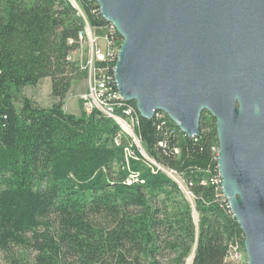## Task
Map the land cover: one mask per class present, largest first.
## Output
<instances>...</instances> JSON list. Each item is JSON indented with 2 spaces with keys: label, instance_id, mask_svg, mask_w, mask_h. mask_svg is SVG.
Returning a JSON list of instances; mask_svg holds the SVG:
<instances>
[{
  "label": "trees",
  "instance_id": "1",
  "mask_svg": "<svg viewBox=\"0 0 264 264\" xmlns=\"http://www.w3.org/2000/svg\"><path fill=\"white\" fill-rule=\"evenodd\" d=\"M74 2L77 7L70 0H0L5 264H186L190 256L189 264H246L245 257L226 259L243 250V236L214 182L218 145L210 114H201L199 136L188 137L166 115L158 127L155 117L137 113L134 135L149 161L97 109L64 110L72 81L86 76L70 58L86 23L121 39L94 0ZM44 77L56 101L43 107L23 96L17 107L21 88ZM155 163L179 174L183 181L172 171L192 203Z\"/></svg>",
  "mask_w": 264,
  "mask_h": 264
},
{
  "label": "water",
  "instance_id": "2",
  "mask_svg": "<svg viewBox=\"0 0 264 264\" xmlns=\"http://www.w3.org/2000/svg\"><path fill=\"white\" fill-rule=\"evenodd\" d=\"M94 1L122 38L116 88L142 118L162 111L188 137L214 118L221 192L246 264H264V0Z\"/></svg>",
  "mask_w": 264,
  "mask_h": 264
},
{
  "label": "built area",
  "instance_id": "3",
  "mask_svg": "<svg viewBox=\"0 0 264 264\" xmlns=\"http://www.w3.org/2000/svg\"><path fill=\"white\" fill-rule=\"evenodd\" d=\"M79 40L82 41L83 38V32H79L78 34ZM105 43H103V47L100 45L96 46L94 45V57H95V62L94 65H91V71L89 75V82H88V88L87 92L81 95V100H82V106L84 110L90 111L91 109H97L100 111L104 116L106 117H119V119L128 124L131 125L132 127V132L135 133V127L137 125V120L135 119H127L126 115V110L125 112L121 114H113V106L115 104H118V102L121 101L122 97L120 95H116V92L113 88L110 86V77H111V70L113 69V66L115 65L117 55H118V50L121 44L122 39H118L115 37V35L111 32V29H107L105 31V35L103 36ZM96 37H95V42H96ZM136 137H138L136 135ZM139 139V138H138ZM140 143V141H139ZM160 146H165V141L162 140L159 142ZM140 147V144H139ZM175 152H178L177 149L174 150ZM142 155L151 161L147 155L143 152L140 151ZM132 152H130V155ZM155 165L162 170H170L173 171L174 173L179 176V174L165 166ZM180 178V176H179ZM215 178H218L219 185L221 182V179L218 175L215 176ZM131 180H135V173L130 174L129 178ZM181 181H183L180 178ZM184 188L187 190V193L193 197L192 193L187 189L186 184L183 182ZM222 201V199H220ZM230 211V209L228 208ZM228 261L231 262H236V254L235 257H226Z\"/></svg>",
  "mask_w": 264,
  "mask_h": 264
},
{
  "label": "rangeland",
  "instance_id": "4",
  "mask_svg": "<svg viewBox=\"0 0 264 264\" xmlns=\"http://www.w3.org/2000/svg\"><path fill=\"white\" fill-rule=\"evenodd\" d=\"M104 35H105L104 31L95 33L93 30L89 28L84 34V38L82 39V41H80L79 48L70 53V58L77 60L79 62L80 67L86 70V76L72 81L70 90L63 99L64 102L63 108L67 112H71L77 115L82 111L81 109L83 106H82L81 95L87 92L89 75L92 68L91 60H92V65H94L95 62V57L92 56V50L94 49V45L91 44L90 38H93L95 46L97 44L98 46L100 45L101 47H103L102 44L105 43V40L103 38ZM95 37L97 38L96 42H95ZM23 96L29 97L35 103L43 107H48L54 101H56V98L51 96V79L49 77L41 78L38 81V83L35 85H27L22 87L21 90L14 96V101L17 107H19L21 97ZM122 130L126 132L129 136H131L133 140L138 141L133 132L130 135L127 129L122 128ZM174 178L183 186V184L178 180L176 176H174ZM181 190L183 191V189ZM183 193L186 196V198L189 200V202L192 203V198L187 193L186 189L185 191H183ZM194 220L196 221V214H194ZM238 253H240L239 260L240 259L243 260L245 257V252L243 250H240ZM190 261L191 258L189 257L186 261V264H189ZM0 264H5V256L1 251H0Z\"/></svg>",
  "mask_w": 264,
  "mask_h": 264
},
{
  "label": "bare ground",
  "instance_id": "5",
  "mask_svg": "<svg viewBox=\"0 0 264 264\" xmlns=\"http://www.w3.org/2000/svg\"><path fill=\"white\" fill-rule=\"evenodd\" d=\"M71 1V3L74 5V6H76V4H75V2H74V0H70ZM77 7V6H76ZM111 24V23H110ZM112 25V24H111ZM113 26V25H112ZM85 29H84V31H82L83 32V38H84V34L86 33V31L90 28L89 26H88V24L86 23V25H85V27H84ZM113 28H114V26H113ZM115 29V28H114ZM116 30V29H115ZM117 32V31H116ZM118 33V32H117ZM82 38V39H83ZM122 39V38H121ZM90 42H91V44L92 45H95V43H94V40H93V38H90ZM92 56L94 57V49L92 50ZM91 65H92V60H91ZM110 86H111V88H113L114 90H115V92H116V95H120L119 94V92H118V90H117V88H116V83H115V78H114V66H113V69L111 70V77H110ZM128 101H125L123 98L121 99V101L120 102H118V104H115L114 106H113V114H118L117 113V110L119 109L120 110V108H125V110H126V115H127V119H135L136 118V120H137V110H136V108L134 107V106H132V105H129L128 103H127ZM92 110V109H91ZM119 110H118V112H119ZM86 111V110H85ZM87 112H89V111H87ZM165 113L164 112H162V111H156L155 113H154V115H153V117H155L158 121H159V123H160V125L158 126V127H160L161 125H164L165 124V122H164V119H165ZM167 116V115H166ZM109 118V117H108ZM111 119H113L114 121H116V123L121 127V129L123 128V129H127V131L129 132V134L131 135L132 134V130H131V127H130V125H128V124H126V123H124V122H122L120 119H119V117H110ZM174 123V122H173ZM175 124V123H174ZM176 125V124H175ZM177 126V125H176ZM178 127V126H177ZM170 132L171 133H174V132H176V130L174 129V128H172V129H170ZM134 142H135V144H136V146H137V148H139V143H138V141H135V140H133ZM168 176H170L171 178H173L179 185H180V187L183 189V191H185V189H184V187L174 178V173L172 172V171H170V170H163ZM173 174V175H172ZM214 182L216 183V184H219V181H218V178H216V179H214ZM214 183V184H215ZM219 189H220V192H221V188H220V185L219 186H217ZM221 194H222V192H221ZM223 195V194H222ZM225 198V197H224ZM226 199V198H225ZM227 201V200H226ZM228 204V203H227ZM229 208V207H228ZM244 250V249H243ZM239 255H240V253H236V258L237 259H239Z\"/></svg>",
  "mask_w": 264,
  "mask_h": 264
},
{
  "label": "crops",
  "instance_id": "6",
  "mask_svg": "<svg viewBox=\"0 0 264 264\" xmlns=\"http://www.w3.org/2000/svg\"><path fill=\"white\" fill-rule=\"evenodd\" d=\"M71 113V112H70Z\"/></svg>",
  "mask_w": 264,
  "mask_h": 264
}]
</instances>
